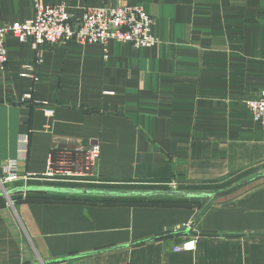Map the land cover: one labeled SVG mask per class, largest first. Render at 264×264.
Listing matches in <instances>:
<instances>
[{
    "label": "crops",
    "instance_id": "1",
    "mask_svg": "<svg viewBox=\"0 0 264 264\" xmlns=\"http://www.w3.org/2000/svg\"><path fill=\"white\" fill-rule=\"evenodd\" d=\"M42 2L66 6L72 22L90 7L140 5L159 43L135 49L111 41L105 58L101 46L68 42L43 49L36 63L31 41L7 34L0 173L14 161L18 175L38 176L54 151L93 144L95 182L29 187L213 193L264 170V128L244 104L264 90V0ZM34 13L33 0H0V26ZM24 94L31 103L21 102ZM9 197L13 206L0 203V264H264V236L249 235L264 233V179L210 204L43 191ZM182 223L244 237L167 235ZM190 239L193 250L171 251Z\"/></svg>",
    "mask_w": 264,
    "mask_h": 264
},
{
    "label": "built area",
    "instance_id": "2",
    "mask_svg": "<svg viewBox=\"0 0 264 264\" xmlns=\"http://www.w3.org/2000/svg\"><path fill=\"white\" fill-rule=\"evenodd\" d=\"M35 10L32 19L21 23H13L9 27L0 26V70L7 66L5 37L11 34L12 37L22 44L31 41V46L37 54L36 63L41 62L38 58L43 49L68 42H75L79 45L94 44L103 48L106 58L105 47L113 41L118 44H130L135 49L151 48L159 43V39L151 35L153 20L146 14L142 6L119 5L115 8H87L80 19L70 21L67 7L64 5H45L42 0H33ZM28 72L33 67L25 66ZM24 76L35 79L33 74ZM21 102L31 103V95L24 94ZM250 112L252 120L264 128V90L256 98L244 102ZM47 115L52 110L47 109ZM21 143L27 145L28 137H22ZM100 155V148L97 144L88 146L86 150L79 152L60 151L49 155L45 171L38 175L29 173H17V165L14 161H7L1 167L0 173V194L12 205L8 190L11 185H18L19 188L29 187L30 181L51 180L66 183H92L98 177L96 167ZM25 194V192H22ZM190 223L178 224L171 228L169 233H177L191 230ZM194 249L193 239L182 241L171 251H191Z\"/></svg>",
    "mask_w": 264,
    "mask_h": 264
},
{
    "label": "water",
    "instance_id": "3",
    "mask_svg": "<svg viewBox=\"0 0 264 264\" xmlns=\"http://www.w3.org/2000/svg\"><path fill=\"white\" fill-rule=\"evenodd\" d=\"M261 179H264V170H262L259 174L252 176L248 179H245L244 181L233 185L229 188H227L224 191L220 192H213V193H203V192H183V191H163L159 190L158 191H141V192H135V191H124V192H116V191H100V190H95V189H79V188H33V187H26V188H18L15 190H8V194L10 192H38V191H43V192H52V193H62V194H68V195H73V194H79V195H102V196H109V197H118V198H124V197H135V198H151V197H170V198H176V197H182L185 199H205L208 201V204H210L213 200L218 199V198H223V197H228V195L235 193L239 191L240 189L244 188V186H247L249 184L255 183L257 181H261ZM1 196V194H0ZM193 226V224H191ZM177 234H182L190 237H223V238H229V237H235V238H240L244 237L243 235H233V234H216V233H196L192 232L191 230H185L182 232H177V233H172V234H167L169 236L177 235ZM250 236L253 237H263V234H249Z\"/></svg>",
    "mask_w": 264,
    "mask_h": 264
},
{
    "label": "trees",
    "instance_id": "4",
    "mask_svg": "<svg viewBox=\"0 0 264 264\" xmlns=\"http://www.w3.org/2000/svg\"><path fill=\"white\" fill-rule=\"evenodd\" d=\"M153 26V25H152ZM152 35V34H151ZM157 38V37H156ZM158 39V38H157ZM57 152H60V151H54V153H57ZM53 153V154H54ZM5 202V199L4 197H2V195L0 196V203L3 204Z\"/></svg>",
    "mask_w": 264,
    "mask_h": 264
},
{
    "label": "rangeland",
    "instance_id": "5",
    "mask_svg": "<svg viewBox=\"0 0 264 264\" xmlns=\"http://www.w3.org/2000/svg\"><path fill=\"white\" fill-rule=\"evenodd\" d=\"M5 198V197H4ZM6 199V198H5ZM13 206V205H12ZM190 226H191V224H190ZM192 227V226H191ZM192 230V229H191ZM170 231L168 230L167 231V234H171V233H169ZM182 232V231H181ZM193 232V231H192ZM190 237V236H189Z\"/></svg>",
    "mask_w": 264,
    "mask_h": 264
}]
</instances>
